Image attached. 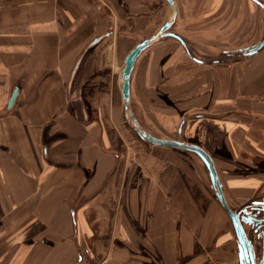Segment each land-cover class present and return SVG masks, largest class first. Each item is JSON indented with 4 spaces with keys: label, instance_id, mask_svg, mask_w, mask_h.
<instances>
[{
    "label": "crops",
    "instance_id": "1",
    "mask_svg": "<svg viewBox=\"0 0 264 264\" xmlns=\"http://www.w3.org/2000/svg\"><path fill=\"white\" fill-rule=\"evenodd\" d=\"M175 2L184 43L167 36L141 53L132 107L170 116L167 138L201 146L238 208L264 196V46L247 53L264 39V0ZM157 3L0 0V264H144L141 246L159 264L239 262L217 235L219 204L200 206L187 183L185 152L153 144L141 160L128 147L124 161L92 118L104 59L130 47L123 18L147 29Z\"/></svg>",
    "mask_w": 264,
    "mask_h": 264
},
{
    "label": "rangeland",
    "instance_id": "2",
    "mask_svg": "<svg viewBox=\"0 0 264 264\" xmlns=\"http://www.w3.org/2000/svg\"><path fill=\"white\" fill-rule=\"evenodd\" d=\"M160 4H156L155 6L151 7L150 15L152 17V25L149 28H143L139 31H133V15L129 14L123 18V25L121 26L119 35L123 37L130 38V47L125 49L124 56L113 58V59H104L103 68L100 71L99 79L97 84L94 85L92 89V93L97 95L96 104L91 105L92 113H93V120H97L99 127L101 128L102 132L105 135L107 145L110 149L117 152L118 156L123 157L124 161H126L127 156L126 152L129 148L131 150H135L136 154L140 156L141 160H147V153L149 152V148L153 143L147 141L138 131L137 125L135 120L131 114V111L135 115V119L140 124L142 129L145 132H149L152 135L160 138H167V132L171 129V118L170 116H140L138 114L137 107L136 110L132 107L133 100L130 97L129 105L130 109H127L124 104V99L121 93V86H122V70L125 66V58L126 54L138 43L143 41L146 38L152 37L154 34L158 32L161 25L168 20H171L173 17V7L167 0H160ZM105 5H103L104 7ZM165 6V7H164ZM163 7L166 8L163 10ZM264 10V7H263ZM143 11H148L143 10ZM166 11V14H165ZM149 15V16H150ZM165 18H167L165 20ZM171 31L177 32L175 26L171 28ZM164 37H161L158 41L159 42ZM167 38V37H166ZM154 44V43H152ZM208 50H214V47H205ZM238 55H242L245 53V50H237ZM118 61V62H117ZM116 70V71H115ZM158 96L160 97L155 98L160 105L159 109L161 111L167 112V94L163 93V90H159ZM118 105V115L114 116L115 112L114 108ZM156 111L155 109L152 112ZM160 111V110H159ZM158 109L156 112H159ZM100 112V116L97 113ZM180 121H177L178 124ZM177 128V129H176ZM174 131V135L179 137V127H176ZM148 146L146 150L142 148V146ZM157 145V144H156ZM129 147V148H128ZM181 152H185L187 154V167L188 172L191 174L186 178L188 185L192 188L193 194L195 197L199 199L200 206L204 208L209 206L210 203L219 204L218 206L224 212L225 217L223 221L221 220L220 216H215L214 218L221 220V226L219 227V233L217 235L226 234V240L229 239L234 246L235 252L237 251V243L238 239L233 227V224L225 212L221 204L219 203L216 197L215 188L211 182L209 171L204 164L203 160L194 152L179 149ZM216 232V231H215ZM216 234V233H215ZM136 258L143 259L145 261L144 264H148L147 258L153 256L157 259L158 256L156 253L148 252L142 246L135 251ZM261 255V252H259ZM135 257V256H134ZM156 264L158 263V259L156 260ZM160 264H162L160 262ZM234 264H239L238 260Z\"/></svg>",
    "mask_w": 264,
    "mask_h": 264
},
{
    "label": "water",
    "instance_id": "3",
    "mask_svg": "<svg viewBox=\"0 0 264 264\" xmlns=\"http://www.w3.org/2000/svg\"><path fill=\"white\" fill-rule=\"evenodd\" d=\"M173 7V17L171 20L166 21L164 24L161 25L160 29L156 34H154L150 38H146L140 43L136 44L131 51L127 54L125 58V66L123 67L122 70V86H121V93L124 99V104L127 109H130L129 105V99L131 97V75L135 66V63L138 59V57L141 55V53L148 48L152 43L158 41L161 37H175L178 40H180L182 43H184L183 38L171 31V28L173 27L175 20L177 18L178 10H177V5L175 0H167ZM264 7V4H263ZM264 46V39L259 42L254 48L249 50L247 53L248 54H253L260 50ZM17 96V91H14L9 103L8 107H11ZM131 114L135 120V123L137 125V131L149 142L157 145H162V146H168L176 149H183V150H188L191 152L196 153L197 155L200 156V158L203 160L204 164L206 165L208 171H209V176L211 179V182L215 188L216 191V197L225 210V212L228 214L237 239H238V249H239V262L240 264H258L255 258V254L253 252L251 240L249 239L247 232L244 228L243 224V218H241L240 212L235 210L232 206L229 205L227 202L222 183L220 181L217 169L215 167L214 161L212 157L199 145L193 144V143H187L184 142L183 140H178V139H168V138H160L152 135L149 132H145L140 124L137 122L135 119L134 113L131 111ZM182 121L179 126V133H181ZM260 264H264V260L260 262Z\"/></svg>",
    "mask_w": 264,
    "mask_h": 264
},
{
    "label": "flooded vegetation",
    "instance_id": "4",
    "mask_svg": "<svg viewBox=\"0 0 264 264\" xmlns=\"http://www.w3.org/2000/svg\"><path fill=\"white\" fill-rule=\"evenodd\" d=\"M234 209L240 212L241 218H243V224L251 240L256 261L260 264L264 260V196L250 200Z\"/></svg>",
    "mask_w": 264,
    "mask_h": 264
},
{
    "label": "trees",
    "instance_id": "5",
    "mask_svg": "<svg viewBox=\"0 0 264 264\" xmlns=\"http://www.w3.org/2000/svg\"><path fill=\"white\" fill-rule=\"evenodd\" d=\"M196 198H197V197H196ZM197 202H198V203L200 202L198 198H197ZM199 205H201V204L199 203Z\"/></svg>",
    "mask_w": 264,
    "mask_h": 264
},
{
    "label": "bare ground",
    "instance_id": "6",
    "mask_svg": "<svg viewBox=\"0 0 264 264\" xmlns=\"http://www.w3.org/2000/svg\"><path fill=\"white\" fill-rule=\"evenodd\" d=\"M244 228H245V226H244ZM246 229V228H245ZM238 244V243H237ZM238 246V245H237Z\"/></svg>",
    "mask_w": 264,
    "mask_h": 264
}]
</instances>
